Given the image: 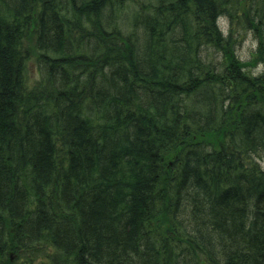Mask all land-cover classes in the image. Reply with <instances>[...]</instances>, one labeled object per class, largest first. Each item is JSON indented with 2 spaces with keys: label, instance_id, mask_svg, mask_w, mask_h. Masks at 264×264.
<instances>
[{
  "label": "trees",
  "instance_id": "obj_1",
  "mask_svg": "<svg viewBox=\"0 0 264 264\" xmlns=\"http://www.w3.org/2000/svg\"><path fill=\"white\" fill-rule=\"evenodd\" d=\"M263 154L264 0H0V264H264Z\"/></svg>",
  "mask_w": 264,
  "mask_h": 264
},
{
  "label": "rangeland",
  "instance_id": "obj_2",
  "mask_svg": "<svg viewBox=\"0 0 264 264\" xmlns=\"http://www.w3.org/2000/svg\"><path fill=\"white\" fill-rule=\"evenodd\" d=\"M244 8H245V5H244ZM219 23L225 32H227V30L231 27V24H230L231 22L228 20V18L221 17L219 19ZM27 44L29 45V47H32L33 40L27 41ZM255 47H256L255 40L252 38L251 35L247 34L243 38V41L237 46V49H236L237 55L239 56V58H242V59L248 58L251 55V52L255 50ZM37 61L38 60L36 59L35 54H33L32 58L27 60V65L25 68V77H26L27 84L29 86L36 85L42 82V80L40 79L39 73L37 72ZM251 69L254 74H258L261 72L262 66L261 65L254 66V67H251ZM257 162L260 165V167L264 169V154L262 155V158L257 160Z\"/></svg>",
  "mask_w": 264,
  "mask_h": 264
}]
</instances>
